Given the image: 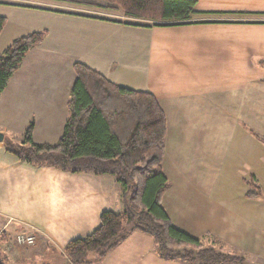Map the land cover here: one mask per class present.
I'll use <instances>...</instances> for the list:
<instances>
[{
    "label": "crops",
    "instance_id": "crops-1",
    "mask_svg": "<svg viewBox=\"0 0 264 264\" xmlns=\"http://www.w3.org/2000/svg\"><path fill=\"white\" fill-rule=\"evenodd\" d=\"M0 5L34 13L14 24L0 15L7 19L1 52L54 26L53 44L47 45L50 32L0 95L7 96L1 111L19 108L23 119L16 136L15 125L0 115L5 139L23 144L34 123V143L55 144L69 118L76 63L149 92L166 117L169 187L162 205L172 225L207 246L240 254L246 264H264V0H197L200 15L181 26L128 18L106 0ZM54 115L58 129L50 122ZM19 117L12 122L19 124ZM123 193L111 175L35 167L0 143V264H71L64 249L91 235L104 211L123 212ZM24 233L35 236V245L17 244ZM84 264L187 263L162 259L154 238L135 232L106 257L90 255Z\"/></svg>",
    "mask_w": 264,
    "mask_h": 264
},
{
    "label": "trees",
    "instance_id": "trees-1",
    "mask_svg": "<svg viewBox=\"0 0 264 264\" xmlns=\"http://www.w3.org/2000/svg\"><path fill=\"white\" fill-rule=\"evenodd\" d=\"M126 17L155 25L192 24L197 0H106ZM7 19L0 16V34ZM35 32L12 42L0 56V95L20 69L30 50L43 42ZM76 79L67 104L69 118L60 140L35 144L34 123L23 144L4 140L6 151L35 167H53L72 174L111 175L124 190V211H104L99 227L73 240L64 249L71 264H84L90 255L106 257L130 235L152 236L160 257L187 264H246L240 254L207 246L176 229L162 205L169 187L163 172L166 117L149 92L119 86L85 64L74 65Z\"/></svg>",
    "mask_w": 264,
    "mask_h": 264
},
{
    "label": "rangeland",
    "instance_id": "rangeland-1",
    "mask_svg": "<svg viewBox=\"0 0 264 264\" xmlns=\"http://www.w3.org/2000/svg\"><path fill=\"white\" fill-rule=\"evenodd\" d=\"M50 7L52 8V9H60L59 7V4H58V6L57 5H50ZM32 14H34V13H32V12H30V11H17V10H15V9H8L7 7H5V6H1L0 5V15H7L8 17H9V20H10V22L11 23H13L14 24V22L16 21V20H19V21H23V22H27V20H31V15ZM18 21V22H19ZM61 26V25H60ZM45 27V28H44ZM43 28H40V30L38 31V32H40L42 29H46V27L47 26H44ZM53 28H54V26H53ZM53 28H52V26H51V28H50V30L51 31H49V30H46V31H42V32H44L45 33V37H44V40H43V42L42 43H44V41L46 40V37H47V35H49L50 34V32H51V38L49 39V41H48V46L50 45H52L53 44V37H52V34H53ZM61 29L62 30H64V29H67V27H61ZM31 32V31H30ZM27 33H29V32H26V34ZM32 34V33H31ZM28 35V34H27ZM41 43V44H42ZM2 45H4V44H2ZM40 45V44H39ZM47 50V52H46V54H47V56L48 57H52V54L54 53L53 52V50H51V49H46ZM45 53V52H44ZM3 54V52H1L0 51V56ZM55 55H57L56 53H55ZM57 58V61L58 62H62V60L60 59V58H58V57H56ZM78 62H80V61H78ZM49 63V65H50V62H48ZM48 63H47V65L46 66H49L48 65ZM82 64H83V62H81ZM41 66H44V65H40L39 67H41ZM9 96H11L12 97V95H11V93L9 94ZM7 98V96H5V97H2V98H0V102L1 101H3V100H5ZM9 104V103H8ZM1 105V104H0ZM8 107V108H7ZM16 109V111H13V109L12 108H9V106L7 105L6 106V110L5 111H1V109H0V115H5V117H6V119L7 120H9L10 121V125H15L14 127L16 128V130H15V134H16V136H18V134H21V129H20V125H23L22 124V121H23V119H22V117H19V115L17 114V109H19V108H15ZM30 110V109H29ZM51 114V113H53L52 111L51 112H48L47 114ZM26 116V115H25ZM19 117V119H20V121H18V123L19 124H15L16 122H12L15 118H18ZM60 117L57 115V117L54 115V117H53V120L52 121H50L51 122V124H52V126L54 127V129H58V127H59V125L57 124L58 123V121H60V119H59ZM48 125H50V124H48ZM41 135H43V133H40ZM61 135V134H60ZM61 137H57V140H56V142H55V144L59 141V139H60ZM19 139L20 138H18V141H19ZM38 139V138H37Z\"/></svg>",
    "mask_w": 264,
    "mask_h": 264
},
{
    "label": "built area",
    "instance_id": "built-area-1",
    "mask_svg": "<svg viewBox=\"0 0 264 264\" xmlns=\"http://www.w3.org/2000/svg\"><path fill=\"white\" fill-rule=\"evenodd\" d=\"M16 242L20 246H33L36 243V238L31 234H19L16 237Z\"/></svg>",
    "mask_w": 264,
    "mask_h": 264
},
{
    "label": "water",
    "instance_id": "water-1",
    "mask_svg": "<svg viewBox=\"0 0 264 264\" xmlns=\"http://www.w3.org/2000/svg\"><path fill=\"white\" fill-rule=\"evenodd\" d=\"M5 136L3 133L0 132V143H4Z\"/></svg>",
    "mask_w": 264,
    "mask_h": 264
}]
</instances>
